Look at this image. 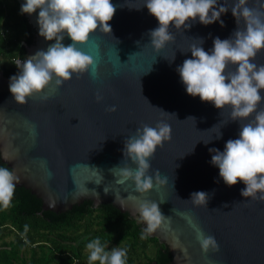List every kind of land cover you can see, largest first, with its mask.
<instances>
[{"label": "water", "instance_id": "obj_1", "mask_svg": "<svg viewBox=\"0 0 264 264\" xmlns=\"http://www.w3.org/2000/svg\"><path fill=\"white\" fill-rule=\"evenodd\" d=\"M16 1L19 7L25 3ZM111 2L116 6L108 22L111 33L94 31L86 44L77 45L97 62L95 79L91 68L79 78L73 74L58 88L53 79L20 105L9 90L10 77L19 69L3 70L0 64V167L20 177L13 196L21 201L19 212L35 211L57 220L66 211L84 212L89 204L105 208L116 219H133L143 230L146 223L139 219L137 208L152 200L169 217L148 235L164 244L159 257L165 264H264V201L243 197L241 189L246 185L242 181L227 186L219 168L211 164L214 153L209 152V148L223 151L227 140L239 138L241 126L256 113L232 120L230 105L219 109L187 94L176 71L185 59L192 58L190 45L203 39L201 46L210 52L215 37L232 36L238 28L231 12L236 0H217L218 5L228 7L220 17L223 27L219 21L203 25L198 17L186 21L190 28L177 30L170 25L175 39L159 51L151 45L149 35L159 23L144 0ZM248 6L264 11V0H248ZM38 14L39 9L31 15L21 14L27 41L21 43L17 60L47 51L55 43L38 34ZM239 27H245L242 19ZM62 43L67 46L71 38L65 35ZM252 62L264 65V50ZM236 67L230 64L228 70ZM98 93L102 96L99 102ZM45 95L46 100L41 98ZM261 95L264 97V90ZM113 105L116 111H108ZM260 109H264V101L257 111ZM159 121L171 126V140L157 147L148 174L154 176L159 170L168 182L160 186L154 180L151 190L138 193L132 181L117 183L111 169L126 164L135 169L124 157V142L135 135L136 128L144 124L155 127ZM220 132L222 136L217 138ZM195 191L210 194L207 206L190 201ZM188 217L215 237L219 252H202Z\"/></svg>", "mask_w": 264, "mask_h": 264}, {"label": "clouds", "instance_id": "obj_2", "mask_svg": "<svg viewBox=\"0 0 264 264\" xmlns=\"http://www.w3.org/2000/svg\"><path fill=\"white\" fill-rule=\"evenodd\" d=\"M144 6L159 23V26L149 31L151 45L157 51L175 39L170 32V25L177 30L190 28L196 21L209 25L219 21L222 13L228 11L226 4L218 5L217 0H144ZM264 7V6H262ZM39 9V35L48 41L55 40L45 50H38L34 55L15 65L18 74L10 77L9 90L14 100L24 105L28 97L42 92L55 79V86H62L70 80L73 74L79 78L88 73L95 79L98 76L97 62L93 56L80 50L78 44H86L94 31L111 33V25L116 6L111 0H25L21 4V14L31 15ZM139 9V8H137ZM238 28L228 39L215 37L213 48L205 51L199 44L190 45L192 58L185 59L177 66L182 83L187 94L199 96L202 102H211L216 108L231 106V119L238 120L256 113L253 120L241 126L239 138L226 141L224 150L209 148L211 164L219 168V176L231 187L242 181L246 187L241 189L243 197L264 201V109L257 111L258 105L264 101L261 90H264V65L252 61L261 50H264V11L249 7L248 0H236L231 7ZM241 19L245 27H239ZM65 35L72 43L67 46L62 43ZM139 43V42H137ZM175 58H173L174 60ZM237 65L235 71L228 70L229 65ZM47 99V95L42 96ZM99 102L102 96H96ZM150 104V103H149ZM161 110V109H160ZM108 111H116L111 106ZM164 113H167L161 110ZM193 119L188 117L187 119ZM220 132L217 138H220ZM171 140V126L159 121L155 127L147 124L136 128L135 135L124 142V157L130 159L136 167L127 164L124 167L111 169L118 177L117 183L132 181L138 193H145L154 186L165 185L167 177L161 178L159 170L155 175H149L150 159L157 147H163L165 141ZM210 141L204 142L205 144ZM118 169V171H114ZM20 183V177L9 168L0 167V205L7 208L14 196L15 188ZM210 194L205 191L191 193L190 201L197 206H207ZM224 207H228L227 204ZM219 209H212L216 211ZM137 211L139 219L146 223L141 233V239L154 234L165 217L159 204L145 200L139 204ZM189 226L195 231V238L203 253L210 250L219 252L220 245L212 235H207L188 217ZM90 250L89 261H99L100 264H126L127 252L124 249L113 248L106 252L99 239L87 244Z\"/></svg>", "mask_w": 264, "mask_h": 264}, {"label": "trees", "instance_id": "obj_3", "mask_svg": "<svg viewBox=\"0 0 264 264\" xmlns=\"http://www.w3.org/2000/svg\"><path fill=\"white\" fill-rule=\"evenodd\" d=\"M27 27L16 0H0V64L3 70H18L15 61ZM16 198L5 208L0 205V264H73L90 250L87 244L99 239L101 245H122L126 264H165L159 251L165 246L157 238L141 239L142 229L133 219H116L103 207L85 206L53 220L35 211L20 213ZM11 236L9 240L5 238ZM154 245L153 256L147 249ZM28 250H31L28 252ZM29 254V255H28ZM100 264L99 261H92Z\"/></svg>", "mask_w": 264, "mask_h": 264}, {"label": "rangeland", "instance_id": "obj_4", "mask_svg": "<svg viewBox=\"0 0 264 264\" xmlns=\"http://www.w3.org/2000/svg\"><path fill=\"white\" fill-rule=\"evenodd\" d=\"M11 238L12 237L9 236V237L5 238V240H9ZM113 248L123 249L122 245L121 246L120 245L118 246V245H116L114 243H111V244L106 245V247L104 249H105L106 252H109L110 253ZM154 250H155L154 245H150L149 248L147 249V255L153 256ZM85 256L86 257L83 260H77L73 264H93V263H91L89 261V258L87 257L88 256V252H86Z\"/></svg>", "mask_w": 264, "mask_h": 264}, {"label": "crops", "instance_id": "obj_5", "mask_svg": "<svg viewBox=\"0 0 264 264\" xmlns=\"http://www.w3.org/2000/svg\"><path fill=\"white\" fill-rule=\"evenodd\" d=\"M31 250H28V252H30ZM29 255V254H28Z\"/></svg>", "mask_w": 264, "mask_h": 264}, {"label": "built area", "instance_id": "obj_6", "mask_svg": "<svg viewBox=\"0 0 264 264\" xmlns=\"http://www.w3.org/2000/svg\"><path fill=\"white\" fill-rule=\"evenodd\" d=\"M16 61H17V60H16ZM16 61H15V62H16Z\"/></svg>", "mask_w": 264, "mask_h": 264}]
</instances>
